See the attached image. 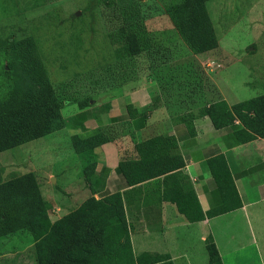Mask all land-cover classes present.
<instances>
[{
	"label": "crops",
	"instance_id": "obj_1",
	"mask_svg": "<svg viewBox=\"0 0 264 264\" xmlns=\"http://www.w3.org/2000/svg\"><path fill=\"white\" fill-rule=\"evenodd\" d=\"M192 55L224 71L233 62L221 54L218 38L215 48ZM212 81L219 98L199 104V114L187 120L170 111L151 76L100 90L84 107L77 100L64 103L59 109L63 125L35 138L38 142L26 154L34 167L27 171L35 174L41 197L51 206L39 218L53 223L66 215L73 210L67 203L74 196L82 197L78 206L88 196L97 199L119 192L134 264H264V137L243 127L231 112L235 102L226 98L234 89L229 80L228 92L216 78ZM224 117V124L214 123ZM98 132L106 141L78 149L79 140ZM157 135L174 139L168 152L179 155L183 166L126 185L118 162L136 158L135 144ZM84 152L92 156L89 182L82 175ZM221 164L240 202L227 211L210 173ZM54 190L60 195L52 199L49 193ZM122 236L121 224L108 217L106 239ZM207 244H213L218 256L211 263Z\"/></svg>",
	"mask_w": 264,
	"mask_h": 264
},
{
	"label": "trees",
	"instance_id": "obj_2",
	"mask_svg": "<svg viewBox=\"0 0 264 264\" xmlns=\"http://www.w3.org/2000/svg\"><path fill=\"white\" fill-rule=\"evenodd\" d=\"M206 1L208 0H178L166 11L179 40L191 54L208 51L217 46ZM144 39L141 31L125 33L121 44L114 47L115 58L130 59L132 55L144 50L148 67L165 68L164 64L177 55L173 45L150 46ZM13 58L19 69L36 85L35 93L15 85L11 74ZM0 60L3 63L0 78V151H4L60 128L63 121L59 109L64 103L74 100L69 96H56L31 36L14 40L0 38ZM115 67L112 86L139 77L135 74L137 68L130 63L117 64L113 66ZM170 73L160 72L159 95L170 111L181 113L180 120L191 119L199 114V104L194 101L195 89L189 88L185 91ZM172 89L177 93L171 92ZM171 97L175 99L170 101ZM88 98L77 100V105L84 107ZM177 105L182 109L178 110ZM171 107L174 109L171 110ZM230 110L243 127L259 137H264V93L237 101L230 105ZM226 121L224 117L214 123L221 125ZM104 141L106 137L98 132L79 140L78 149L86 151ZM173 146L174 139L171 136L157 135L137 142V157L118 162V169L126 185H133L182 167V158L168 152ZM81 163L83 179L89 182L93 169L90 152H84ZM210 173L220 191L223 210L238 207L240 202L226 165L212 167ZM44 202L33 172H13L0 180V237L16 231L29 233L34 240L37 264H134L119 192L97 199L88 196L76 208L53 223L46 217L39 218L45 212ZM108 217L121 224V239H106L105 221ZM206 251L210 263L217 260L213 244H207Z\"/></svg>",
	"mask_w": 264,
	"mask_h": 264
},
{
	"label": "rangeland",
	"instance_id": "obj_3",
	"mask_svg": "<svg viewBox=\"0 0 264 264\" xmlns=\"http://www.w3.org/2000/svg\"><path fill=\"white\" fill-rule=\"evenodd\" d=\"M177 1L0 0V38L14 40L31 36L34 39L58 98L69 96L80 100L111 87L116 71L113 66L124 63L135 66V74L140 79L151 76L157 84H161L158 80L160 72H171V77H175L173 79L178 80L185 91L195 89L197 105L219 98L212 81L215 78L225 92L229 88L226 79L233 85L229 96L226 94L229 101L264 93V0L206 1L221 54L233 61L225 71L213 62L199 61L181 43L166 15L170 5ZM139 31L150 46H174L177 55L164 64L165 68L148 67L144 50L132 55V60L115 58L114 47L121 44L123 35ZM2 70L0 60V78ZM11 74L19 88L32 93L37 91L16 60ZM171 92L177 93L174 89ZM174 99L171 97L170 101ZM37 142L35 139L26 141L10 151L0 152V180L13 172L34 169L26 154ZM49 195L54 199L52 196L58 197L60 192L54 190ZM81 200L82 197L74 196L67 204L74 209ZM43 207L44 213H49L51 206L44 202ZM33 244L32 236L25 231L1 236L0 264H37Z\"/></svg>",
	"mask_w": 264,
	"mask_h": 264
}]
</instances>
